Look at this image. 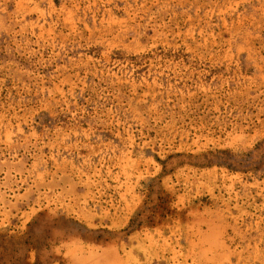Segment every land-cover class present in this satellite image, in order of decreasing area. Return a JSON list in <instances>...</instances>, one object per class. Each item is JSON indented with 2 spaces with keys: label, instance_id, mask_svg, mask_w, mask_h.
<instances>
[{
  "label": "rangeland",
  "instance_id": "1",
  "mask_svg": "<svg viewBox=\"0 0 264 264\" xmlns=\"http://www.w3.org/2000/svg\"><path fill=\"white\" fill-rule=\"evenodd\" d=\"M0 264H264V0H0Z\"/></svg>",
  "mask_w": 264,
  "mask_h": 264
}]
</instances>
